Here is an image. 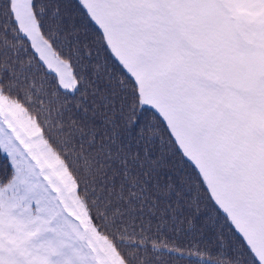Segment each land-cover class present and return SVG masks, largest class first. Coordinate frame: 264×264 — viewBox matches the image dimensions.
Wrapping results in <instances>:
<instances>
[{
  "label": "snow or ice",
  "instance_id": "snow-or-ice-1",
  "mask_svg": "<svg viewBox=\"0 0 264 264\" xmlns=\"http://www.w3.org/2000/svg\"><path fill=\"white\" fill-rule=\"evenodd\" d=\"M264 264V0H0V264Z\"/></svg>",
  "mask_w": 264,
  "mask_h": 264
},
{
  "label": "trees",
  "instance_id": "trees-1",
  "mask_svg": "<svg viewBox=\"0 0 264 264\" xmlns=\"http://www.w3.org/2000/svg\"><path fill=\"white\" fill-rule=\"evenodd\" d=\"M183 264H186V262H183Z\"/></svg>",
  "mask_w": 264,
  "mask_h": 264
}]
</instances>
